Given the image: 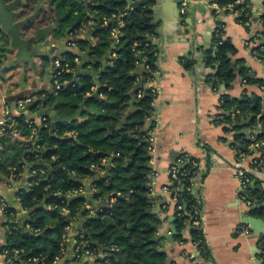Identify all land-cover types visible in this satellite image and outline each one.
I'll return each instance as SVG.
<instances>
[{
    "label": "trees",
    "instance_id": "16d2710c",
    "mask_svg": "<svg viewBox=\"0 0 264 264\" xmlns=\"http://www.w3.org/2000/svg\"><path fill=\"white\" fill-rule=\"evenodd\" d=\"M49 1L52 6L45 9L43 7L45 0H23L24 13L32 17L25 23V30L35 25L50 27L53 36L59 39L66 35L68 29L69 34L77 35V32L89 26L93 19L98 18L102 24L114 20L107 29L94 34L98 37L96 45L92 46L87 40L78 42L82 50H90V58L93 60L85 67L100 71L99 94L104 98L88 97L94 93L96 87L94 77L89 74H83L79 80L71 82L78 65L76 61L78 56L74 50H69L62 54L64 57L61 66L56 69V71L60 68L65 69L58 75L61 88L53 89L44 97H40L32 109H40L39 106L45 103L55 105L60 116H69L77 113L81 103H84L86 109L81 117L85 119L58 122L55 128L56 135L51 133V126L48 124L43 126L37 136L39 126L34 123L36 128L34 131L29 125L32 119L22 113L15 115L16 113L11 111L16 116V128L20 135L30 139L0 140V173L4 176L12 173L19 176L24 171L26 163L37 162L40 159L53 162V169L50 175H44L41 173V166L34 167L36 173L30 177V188L19 192L21 208L31 214L25 229L15 220L17 210L7 204L5 215L8 217V226L11 230L4 234L0 249L8 250L9 255L13 250L19 251L13 264H52L58 258L68 255L70 243L64 242V235H67L70 223L79 217L86 199L76 198L67 201L59 194L75 195L77 190H83L84 187L79 180L93 177L96 169H104L110 152L115 156L110 176L93 184L94 200L96 202L108 200L109 204L96 208L95 215H91L89 210L83 213L85 219L83 230L77 235L68 262L80 260L86 251L96 254L101 245L105 247V256L101 264H161L167 261V253L159 251L164 239L156 238L162 221L152 212L149 198L152 170L149 163L151 142L148 137L155 124L153 115L155 95L152 88L146 86L156 77L155 61L160 53L153 42L155 40L153 36H157L156 27L152 24L151 9L155 0H135L142 4L134 5L133 8L128 6V0ZM213 1H217L222 7L236 2V0ZM235 9L240 10L238 20L242 23L245 24L252 18L248 0L236 4ZM118 18L121 22L116 21ZM259 18L263 30L255 32L251 38L253 42L251 47L259 55H263L264 45H254V42L264 35V13ZM36 20L37 23L34 24ZM114 28H119L120 31L119 42L116 44V39L112 35ZM218 29L220 36L216 37L214 34L211 47L203 52L206 66L214 70L208 74L210 77L208 82L215 89L222 84L229 88L237 74H240L246 82L262 86L263 79L248 74L247 68L237 72L232 66L237 48L228 37H225L221 23ZM2 41L9 42V38L7 33L1 30L0 53L6 50L5 45L1 44ZM110 49L111 56L104 67L102 62ZM3 58L4 54H0V63L3 62ZM190 63L187 61V65ZM133 95L137 98L136 110L128 114ZM220 107L224 110L223 119L230 120L236 115L238 123L234 125L235 130L240 131L245 127L239 123L244 117L249 120L248 126L261 124L257 136L264 138L262 97L244 95L243 98H234L224 94ZM90 109L97 112L91 113ZM69 131L75 133L76 139L63 136ZM237 136L241 145L238 148L251 142L245 133H238ZM181 157H184V161L179 165V169L187 172L184 176V186L178 190L175 183L170 186L171 191L178 195V203L173 204L172 222L176 229L174 240L185 242L187 237L184 231L188 228L190 239L198 244L201 252H204L206 243L201 224L195 226L191 223L197 195H200L199 189L187 190L189 179L193 178L194 172L198 169L193 166L192 161L199 160L186 153H180L172 165L177 164ZM198 172L203 173L200 180L202 182L205 172L202 170ZM245 196L246 200L255 202L249 210L250 215L264 218V190L261 182L256 180L252 184L251 181ZM44 200L46 207H37ZM171 204L170 201L165 202L164 210H169ZM178 204H182V209L177 208ZM42 231H45L43 236L40 235ZM35 258L39 259L38 263L30 261Z\"/></svg>",
    "mask_w": 264,
    "mask_h": 264
},
{
    "label": "crops",
    "instance_id": "0c3cea01",
    "mask_svg": "<svg viewBox=\"0 0 264 264\" xmlns=\"http://www.w3.org/2000/svg\"><path fill=\"white\" fill-rule=\"evenodd\" d=\"M248 1L252 12L251 20L254 24L253 31L254 33L257 30L262 31L263 25L259 17L262 14L264 0ZM22 2L23 0H4V5L15 16L14 23L29 17L28 14L24 13ZM212 2L221 8L219 13L217 11L211 13L210 10H206L201 12L193 11L191 15L188 12L184 14L182 3L177 0H155L154 5L151 6L153 10L152 16H154L152 24L155 25L157 31L156 39L153 42L157 45L160 52L155 61L156 77L146 84L147 87H155L157 89L153 102L155 124L152 133L155 138L152 142L149 162L152 170L150 175L152 212L156 213L162 221L158 234L170 235L172 233L171 226L174 225L173 219H171L174 203L170 200L169 195L163 193L162 189L169 182V171L175 157L180 153L191 155L199 160L201 170L205 172L199 193L202 202L200 224L205 238L206 249L204 252L200 251L198 244L190 239L189 230L186 228L184 231L187 237L185 242L181 243L175 240L169 242L167 237L163 238V242H168L165 252L167 253L169 264H264V258L262 257L263 247L260 244L264 235H255L253 231L248 234L241 230L248 225L242 220L244 214L251 216L249 213L251 208L240 197V181L235 172L236 168L242 166L252 177V184L254 181L259 180L262 188H264V162L262 168L257 169L253 166L251 157H246L239 162L237 156V149L241 146L240 139L237 136L238 133H245L249 141L250 133L257 131V129L259 130L261 124L259 123L254 127L248 126L249 120L242 117L239 123L240 125H245V127L240 131L235 130L234 125L238 123L236 115H233L230 120L223 119L222 113L224 110L220 107L221 97L224 94L234 98H243L244 95L259 96L262 97L264 106V93L260 85L246 82L245 78L240 74H237L236 79L229 88L224 84L218 89L213 88L212 84L208 82L210 79L208 74L214 70L206 66L203 52L208 49V45L211 47L215 30L221 23L225 37H228L237 48V53L233 56L235 69L236 67H239L240 70L247 68L248 74H253L264 81V60H258L253 53L251 47L253 45L246 44L248 28L238 20V16H234L230 11L222 16L221 12L225 10L223 9L224 7L220 6L217 1L212 0ZM211 4L210 8L213 7ZM134 5L138 6L135 0H133L131 5L128 4L131 8ZM51 6L52 4L49 0H45L43 3L45 9H49ZM214 8L215 10L217 9L216 7ZM118 19L116 21L121 22ZM36 23L37 20L34 24ZM94 23H96L95 19L86 27L92 30L91 25ZM106 23L108 22L105 21L104 24ZM86 27L81 28L75 36L79 37L86 33ZM39 28L42 27L35 25L22 30V37L27 39L33 37ZM114 31L117 34L120 32L119 28H114L112 32ZM75 36L68 35V37ZM261 37H264V35L262 34L260 39L254 42V45L262 44ZM48 39H53L49 45L46 44ZM97 41L98 37L94 35L92 40H87V43L94 46ZM36 46L42 47V49L36 51L37 48H35L31 60L17 62L16 50L13 49L11 51L9 38V42H6L5 45L6 50L0 53L4 54L0 67L8 56L13 61L9 68L6 67L4 69L9 77L7 83L10 84L7 92L4 90L6 74L3 77L0 73L5 82L4 84L0 80V117L3 108L6 106H9L10 110L18 115L21 113L26 115V111L23 110L24 112H22L21 110L31 102L20 107L17 105L18 100L31 97V101H35L56 89L54 74L58 65L61 64L64 52L69 50L76 52L90 51L89 49L82 50L78 46V42L69 40L67 36L59 39L54 38L53 32L49 36H43ZM41 52H46L47 54L43 55ZM45 57L48 59L46 60ZM81 60L79 56L76 58L78 64ZM187 61L191 63L187 65ZM85 69L89 68L85 67ZM240 70L236 69L237 72ZM82 75H79L78 80ZM100 87L101 84L96 83L94 92L98 89L97 97L104 98L102 94H99ZM89 96H93V93L89 94ZM42 104L45 106L44 109L54 106ZM32 107L29 109L28 116L26 115L30 119L41 111L39 108L32 109ZM85 109L86 106L84 107ZM94 110L90 109V112L96 113ZM56 111L58 113L57 109ZM81 116L78 119L84 120L85 118ZM44 117H47V126L48 124L51 126L52 117L50 115ZM43 126L46 125L43 124ZM54 135H56L55 131ZM63 136L76 139L75 133L71 131L65 132ZM29 139L19 135L13 140L28 141ZM39 161H42V165L36 166L42 167L41 173L50 175L53 169V162H46L41 159ZM34 163L36 162L26 163L24 171L19 176L14 173L4 176L0 173V204L5 202L15 208L14 204L18 203V206L21 207L19 192L30 188V177L35 171L33 168L36 167ZM28 168H31V170L26 175ZM95 171L104 173L106 169H96ZM84 191V188L81 191L77 190L76 194ZM168 201L172 202V204L170 209L165 211L163 204ZM84 206H87L91 215L96 214V208L88 206L87 202L84 203ZM24 212L27 213L26 216H22L17 211L15 220L17 222L19 220V225L21 226L22 224L25 229L28 226L27 220L31 214L29 211ZM257 218L264 221V218ZM84 221L83 214L79 213V217L70 223L67 230V243H70V252L65 257L60 258L56 264H84V262L101 264L105 256V247L101 245L96 254H90L86 251L80 260H76L74 263L68 262L70 253L76 244L77 235L83 230ZM10 230L8 217L5 213H0V239ZM4 262L5 257L0 254V264H4Z\"/></svg>",
    "mask_w": 264,
    "mask_h": 264
},
{
    "label": "water",
    "instance_id": "95a60500",
    "mask_svg": "<svg viewBox=\"0 0 264 264\" xmlns=\"http://www.w3.org/2000/svg\"><path fill=\"white\" fill-rule=\"evenodd\" d=\"M179 3H182L183 0H177ZM133 2V0H128V4L131 5ZM212 3V0L210 1H205V0H190L189 4H188V9L187 12L188 14L191 15V13L193 11H208L210 10L211 13H213L214 11V7H209L210 4ZM137 5H141L142 2L140 1H136ZM216 11V10H215ZM228 11L225 9L221 12V15L224 16ZM231 12V11H230ZM32 17H28L26 19L20 20L18 22L14 23V19L15 16L12 14L11 10L8 9V7H6V5H4V0H0V32L1 30L4 31L5 33H7V35L10 38V48L11 51L13 49L16 50V61L17 62H21V61H26V60H31L32 56L34 55L35 52V48L36 51L41 50L42 47H37L36 44L38 42H40L42 40L43 36H49L53 31L50 27H42L37 29L35 35L33 37H29L27 38H23L22 37V30L24 29V25L26 22H28ZM96 23L91 25L92 30H90L89 27H86V33H83V35H80L79 37L75 36V37H68L69 35V31L70 29L67 30L66 35L67 38L69 40H72L73 42H81V41H85V40H92V38L94 37V34L100 30L103 29H107L112 23H114V20L109 21L106 24H102L98 18L95 19ZM120 20V18L118 19ZM152 20H154V16H152ZM154 23V22H153ZM119 35V34H118ZM54 37V36H53ZM55 38V37H54ZM262 39V44L264 45V37H261ZM115 39V37H114ZM53 39H48L46 40V44L49 45L50 42H52ZM1 44L6 45L5 41H2ZM116 44V43H115ZM207 48L209 49L210 46L208 45ZM6 49V47H5ZM8 50V49H7ZM5 51V50H4ZM2 51V52H4ZM77 56L81 57V62L77 65L76 70L74 71V76L72 79V83L78 80V77L80 74H89L91 76L94 77V80L96 81L97 84L100 83V71H94L91 69H85V66L92 63L93 60L89 57L90 55V51H79L76 52L74 51ZM112 50L110 49L105 56V59L103 60V66L105 67L106 65V61L109 59L110 55H111ZM43 55H46V52H41ZM49 56V55H48ZM56 56V55H55ZM53 56V57H55ZM260 57H262V59L264 60V54L260 55ZM264 64V62H263ZM232 66H235V63H232ZM237 70H240V68L236 67ZM99 89V87H98ZM98 89L93 93V96L97 97L98 96ZM136 91V87L134 89V92ZM21 98V97H20ZM137 101L136 95L132 96L131 102H130V109L128 114H131L133 111L136 110L135 107V102ZM38 102V99L35 101H31V103L25 107L24 109H22L21 111L24 112L26 111V115L29 113V109L34 106L36 103ZM40 112L33 117L32 119L35 121L36 125L39 126V131L37 132V136L40 132V130L43 128V123L41 121V118L44 116H48L50 115L52 117V122H51V133L54 135V131L56 128V124L58 122L61 123H67L70 122L72 120H76L78 119L85 107L84 103H81V107L79 109V111L75 114L69 115V116H60L59 113H57L56 111V106L54 105L53 107L49 108V109H44L45 106L44 104H41L40 106ZM24 110V111H23ZM94 112H97L96 110H94ZM28 116V115H27ZM253 133L258 134V131H253ZM61 138H68V137H61ZM110 155V159L109 161L104 165L106 171L104 173H100L98 171H94V176L92 178L86 179V180H79L85 191L80 193V194H75V195H65V194H59L60 197H62L63 199L67 200V201H72L76 198H85L87 205L93 208H101L104 206H107L109 203L107 200H102L101 202H96L94 200V189H93V184L95 183V181H98L100 179H106L110 176V170H111V165H112V161L115 158V156L113 154H111L110 152L108 153ZM34 165H42V161L36 162L34 163ZM33 165V166H34ZM31 168H28L26 170V175L29 174ZM201 176H203V173H201ZM150 199H152V196H149ZM37 204V203H36ZM46 207L45 205V200L43 202H41L40 204L37 205V207ZM14 207L17 209L18 213H20L22 216H26L27 213L24 212V210L18 206V203L14 204ZM85 211H88L87 206H84L81 211L80 214H83ZM29 216V215H28ZM29 218V217H28ZM171 219H174V217L172 216ZM245 224H248L250 227V230L254 232L255 235H264V221L260 218L254 217V216H248L246 214H244L243 216V220H242ZM19 222V220H18ZM22 226V224H21ZM22 228H24L22 226ZM171 231L172 233L170 235H165V234H158L156 236V238H166L168 239L169 242H173L174 241V235L176 233V229L173 226H171ZM45 231H42L40 233V235H44ZM100 247V245H99ZM168 247V242H162L161 247L159 248V251H165V249ZM161 264H169V261H163L161 262Z\"/></svg>",
    "mask_w": 264,
    "mask_h": 264
},
{
    "label": "built area",
    "instance_id": "2783aa9c",
    "mask_svg": "<svg viewBox=\"0 0 264 264\" xmlns=\"http://www.w3.org/2000/svg\"><path fill=\"white\" fill-rule=\"evenodd\" d=\"M242 0H236V2L234 3H230L228 4L226 7H224L223 9H226L227 11H231L232 14L234 16H239V13H240V10L238 9H235V5L238 4V3H241ZM188 4H189V1L188 0H184L182 2V11L184 14H186L187 12V9H188ZM213 7H216V11L217 13H219L220 9L216 3H213L211 4ZM262 13H264V7H263V10H262ZM246 27L248 28V39L246 41V44L247 45H253V42L251 41V38L255 35L254 33V24H253V21L251 19H249L248 21H246L245 23ZM119 34V32H118ZM117 34V32H112V35L113 37H115V41L116 43L119 42V35ZM216 37H219L220 36V30L218 28H216L215 30V33ZM153 39H156V35L153 36ZM253 53L254 55H256L257 59L262 61V57H260V55L258 54V52L256 50H253ZM61 66L58 65L57 68H59ZM64 68H60L58 71L55 72L54 76H55V87L56 89H60L61 88V83L59 82V79H58V75L62 74L64 72ZM262 88V91L264 93V84L261 86ZM152 92L153 94H155L157 92V89L155 87H152ZM31 97H26L25 99H20L17 101V105L22 107L24 106L26 103H29L31 102ZM221 102V101H220ZM15 115H18V114H15ZM16 116H14L10 110V107L9 106H6L5 108H3V112H2V115L0 117V140L1 139H14L16 138L17 136L20 135L18 129L16 128ZM223 118V116H222ZM41 121L44 125L47 126V117H43L41 118ZM34 123L35 121L34 120H31L29 121V125L33 127V130L35 131L36 128L34 127ZM36 124V123H35ZM260 130L261 128H259V130L257 129L258 131V134L260 133ZM149 137H148V140L151 142V146H152V142L154 141V135L152 133V131L149 132ZM256 133H253L251 132L250 133V139H251V142L249 144H246L240 148L237 149V156H238V161L241 162L244 158L246 157H251L252 158V163H253V166L257 169H260L262 168V165H263V162H264V157H263V154H264V138H260L258 137ZM149 147V149L151 150L152 147ZM0 148H1V145H0ZM184 161V157H181L177 164L175 165H172L170 167V171H169V174H170V179H169V182L163 187L162 191L164 194L166 195H169L170 196V200L173 202V203H178V195L176 192H173L171 191V188L170 186L175 183L176 185V189L178 190L180 187H183L184 184V176L186 175V171H181L179 169V165ZM192 164L194 167H197V171H195V175L193 176V178L189 179L188 181V186H187V190L188 191H194V190H197L200 188L201 186V182L200 180L202 179L203 176H201V174H199L198 171L201 170V166H200V162L195 160V161H192ZM236 172V176L239 178V181H240V197L243 201H246L248 207H253L255 205V202L253 201H248L246 200V196H245V192H246V189L248 187V185L251 183L252 181V177L250 176V174L246 171L245 168H243L242 166H239L238 168H236L235 170ZM36 173V171H34V174ZM151 183V181H150ZM264 190V188H263ZM7 206V203H2L0 204V213H5V208ZM182 204H178L177 205V208L178 209H182ZM201 212H202V202L200 200V195H197V200H196V204L194 206V215H193V219L191 221V223L193 225H199L200 222H201ZM190 223V222H189ZM242 232L244 233H250V227L247 225V226H244L243 229H241ZM68 241V236L67 235H64V242L67 243ZM2 243V240H0V244ZM182 243V242H181ZM260 244L262 245V247H264V240H261L260 241ZM63 251H65V249L63 248ZM19 253L18 250H13L12 251V254L9 255V251L8 250H1L0 249V254L4 255L5 257V262L4 264H13L14 261L17 259V254ZM262 257L264 258V248L262 249ZM60 260V258H58L56 261H54L52 264H56L58 261ZM32 261L33 263H38L39 262V259H33V260H30ZM42 264H45V263H42Z\"/></svg>",
    "mask_w": 264,
    "mask_h": 264
},
{
    "label": "rangeland",
    "instance_id": "374dc122",
    "mask_svg": "<svg viewBox=\"0 0 264 264\" xmlns=\"http://www.w3.org/2000/svg\"><path fill=\"white\" fill-rule=\"evenodd\" d=\"M53 55H54V54H53ZM12 63H13V61L11 60L10 56H8V58H6V60L4 61L3 65L0 67V73H1V76H3V77L5 76L6 71H4V69H5L6 67L9 68V66H10ZM1 76H0V80H1L2 83L5 84L4 79H2ZM8 79H9V77H8L7 74H6V76H5L6 85L4 86V90H5V92H7V90H8L9 87H10V84L7 83V80H8ZM7 88H8V89H7Z\"/></svg>",
    "mask_w": 264,
    "mask_h": 264
}]
</instances>
